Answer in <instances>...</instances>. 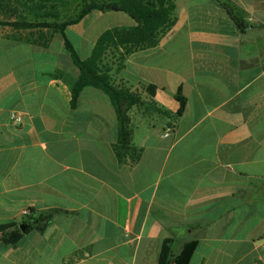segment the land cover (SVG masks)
Masks as SVG:
<instances>
[{"label": "crops", "instance_id": "0c3cea01", "mask_svg": "<svg viewBox=\"0 0 264 264\" xmlns=\"http://www.w3.org/2000/svg\"><path fill=\"white\" fill-rule=\"evenodd\" d=\"M174 4L155 47L105 58L144 101L121 156L108 95L84 87L72 103L60 36L46 48L0 37V228L26 226L15 245L0 232V264H157L166 239L174 256L196 242L189 264H264V0ZM95 16L106 27L78 33L81 60L103 31L135 26ZM145 84L161 90L151 99Z\"/></svg>", "mask_w": 264, "mask_h": 264}, {"label": "trees", "instance_id": "16d2710c", "mask_svg": "<svg viewBox=\"0 0 264 264\" xmlns=\"http://www.w3.org/2000/svg\"><path fill=\"white\" fill-rule=\"evenodd\" d=\"M174 10V0H0V27L10 29L11 33L6 36L8 40L43 48L48 46L54 36L61 37L70 54L72 66L78 71L71 89L72 103L84 87H94L108 95L117 115V153L121 156L132 151L128 112L133 106L143 105L144 101L137 92L115 84L112 64L106 62L105 58L108 52H119L120 60L119 50L131 55L155 47L173 26ZM92 12L124 13L134 21L135 26L103 31L90 57L81 60L76 47L66 37V30ZM143 90L152 99L155 92L161 89L145 84ZM174 98L179 105L176 114L180 116L185 104L180 89ZM50 219L51 214L36 220L32 225L38 224L36 229L41 231ZM0 232L2 241L9 245H15L21 237L20 229L15 225L1 227ZM173 243L172 239L163 241L157 264H189L196 242L185 243L176 256L172 251Z\"/></svg>", "mask_w": 264, "mask_h": 264}, {"label": "rangeland", "instance_id": "374dc122", "mask_svg": "<svg viewBox=\"0 0 264 264\" xmlns=\"http://www.w3.org/2000/svg\"><path fill=\"white\" fill-rule=\"evenodd\" d=\"M95 13L96 12H92L84 20H82L81 23H78L72 27H69L66 30V37L76 47H78L79 43H80L79 41H77L78 33L80 34L81 32L85 31L92 24V22H94L93 19L96 17ZM113 22H116V21H113ZM91 26L93 28V34H95L94 32L96 29L98 30L99 28H101L100 30H102L104 27H106V22H96V23L94 22ZM10 33H11V31L9 28L0 27V37L6 38V36ZM56 36H58V35H56ZM78 50H79V48H78Z\"/></svg>", "mask_w": 264, "mask_h": 264}, {"label": "built area", "instance_id": "2783aa9c", "mask_svg": "<svg viewBox=\"0 0 264 264\" xmlns=\"http://www.w3.org/2000/svg\"><path fill=\"white\" fill-rule=\"evenodd\" d=\"M10 121L11 123H13L14 125H20L23 122V117L20 114H16V113H11L10 114ZM171 132V128L167 127L165 130V135H168ZM22 216H27L28 215V211L27 210H23L21 212Z\"/></svg>", "mask_w": 264, "mask_h": 264}, {"label": "water", "instance_id": "95a60500", "mask_svg": "<svg viewBox=\"0 0 264 264\" xmlns=\"http://www.w3.org/2000/svg\"><path fill=\"white\" fill-rule=\"evenodd\" d=\"M25 228H26V226H24V225H21V226H20V230H21V231H24Z\"/></svg>", "mask_w": 264, "mask_h": 264}]
</instances>
